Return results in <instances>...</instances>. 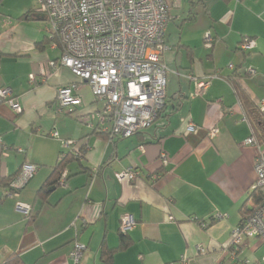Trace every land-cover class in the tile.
<instances>
[{
	"label": "crops",
	"instance_id": "1",
	"mask_svg": "<svg viewBox=\"0 0 264 264\" xmlns=\"http://www.w3.org/2000/svg\"><path fill=\"white\" fill-rule=\"evenodd\" d=\"M165 1V104L152 125L113 140L93 134L75 113L57 111L62 85L78 84L82 104L76 114L90 110L94 96L69 68L52 65L61 48L51 47L45 17L36 8L23 9L24 1L5 8L16 18L0 19V88H10L22 108L16 113L0 103V177L14 176L26 162L38 169L13 195L2 196L6 187L0 185V264L12 257L23 264H73L74 240L87 246L82 264H105L100 246L119 244L124 214L137 224L112 264H264L260 239H245L235 252L229 246L242 210L252 207L257 148L244 142L254 129L226 80L239 82L254 104L264 100V0ZM247 37L256 46L242 52L238 45ZM213 73L220 78L202 93L187 77ZM256 120L255 131L264 134V113ZM189 122L197 126L192 133L185 131ZM85 136V155L69 160L72 176L64 186L37 195L63 153V141ZM125 167L140 176L117 181L115 172ZM18 203L31 207L30 222Z\"/></svg>",
	"mask_w": 264,
	"mask_h": 264
},
{
	"label": "built area",
	"instance_id": "2",
	"mask_svg": "<svg viewBox=\"0 0 264 264\" xmlns=\"http://www.w3.org/2000/svg\"><path fill=\"white\" fill-rule=\"evenodd\" d=\"M36 11L46 19L51 47L61 48L57 63L52 65L69 68L91 87L94 96L93 107L76 114L82 104L78 84L62 85L56 91L57 111L75 113L82 125L91 131L106 133L108 140L129 137L156 121L166 99L168 68L161 55L166 49L164 36L170 14L165 0H39ZM206 38L210 41L209 34ZM255 46V39L247 37L241 40L238 49L247 52ZM187 77L199 93L209 87L213 78H220L218 73L201 78L188 74ZM0 103L7 104L16 113L21 112L19 100L8 87L0 88ZM257 107L264 113V100ZM196 127L189 122L185 131L192 133ZM216 132L214 128L208 134L213 136ZM251 132L244 141L257 148L256 178L251 191L261 199L231 232L229 246L233 252L248 238H258L264 243V140ZM52 135L57 137V132ZM63 146L58 160L68 151L76 152L79 145L77 141L64 140ZM160 160L167 165L164 153L160 154ZM37 169L33 163H23L2 196L17 193ZM66 172V169L62 171L57 185L64 186ZM139 176L140 171L132 167L115 172L119 182H134ZM17 207L27 218L30 216L29 205L18 203ZM136 224L132 215L124 214L119 230L125 233ZM86 248L84 243L73 241L69 253L73 264H82Z\"/></svg>",
	"mask_w": 264,
	"mask_h": 264
},
{
	"label": "trees",
	"instance_id": "3",
	"mask_svg": "<svg viewBox=\"0 0 264 264\" xmlns=\"http://www.w3.org/2000/svg\"><path fill=\"white\" fill-rule=\"evenodd\" d=\"M24 16H25V14L21 15L19 18H23ZM226 80H229L231 87L235 91L237 98H238L239 102L241 103V105L245 111V116L247 117V120H248L250 126L252 127V130L254 129L253 131H255V124L257 123L256 119L258 118V112H260L258 110L257 105L253 103L252 98L250 97V94L247 92V90L241 84H239V82L238 83L233 82L230 80V78L229 79L226 78ZM256 110H258V112ZM260 113H262V112H260ZM93 132L95 134L97 133V134L107 135L106 133H98V132L92 131V133ZM254 135L257 137V139L264 140V134H260V133L258 134L255 131ZM87 138L88 137L85 136L81 139H78L77 142H78L79 146H78L76 152H73V151L69 152L68 151L61 160L57 161V163L53 167L50 175L47 177V179L44 181V183L38 189L37 195H41V196L45 195L46 193H48L51 190V188L56 187L58 184L60 175L64 169L67 170L66 175H65L66 181L68 180L69 176H72V174L70 173V171L68 169L67 163L71 159H74L75 161H77V160L81 161V159L85 155V151H86V147H87ZM18 172L14 176H7L4 178L0 177V185L6 187V189L9 188L10 182L15 178V176L18 174ZM249 199H251V201H252V207L250 206L249 208H244L242 210V213H241L242 219L240 221H242L243 218H245L253 210V207L258 205L261 198L258 194H256L253 191V192L249 193ZM33 217L34 216L30 215L28 217V219H29L28 222H30L33 219ZM126 233L127 232L122 233L119 230L120 241H119V244L117 246L112 247V248L108 247L105 244H102L100 246L99 257L105 264H112L114 254L118 251H122V250L126 249V247L128 246L127 238L125 237ZM5 264H23V263L20 261L19 258L12 257Z\"/></svg>",
	"mask_w": 264,
	"mask_h": 264
},
{
	"label": "rangeland",
	"instance_id": "4",
	"mask_svg": "<svg viewBox=\"0 0 264 264\" xmlns=\"http://www.w3.org/2000/svg\"><path fill=\"white\" fill-rule=\"evenodd\" d=\"M24 1V7L23 9H26L28 6L29 7H33V8H37L39 6V0H7L5 1V4H4V7H3V10L5 11V14L6 15H2L0 13V19L1 18H8L11 22L15 21V18L16 17H11L8 15V12L6 11V7L7 5H13V4H18V3H22ZM11 7V6H10ZM23 9H21L20 11H17V12H21ZM69 116V115H67ZM70 117V116H69ZM73 118V117H72ZM76 119V118H75ZM77 120V119H76ZM73 121H74V118H73ZM78 121V120H77ZM79 122V121H78ZM85 127V126H84ZM86 128V127H85ZM56 129V128H55ZM57 130V129H56ZM263 261V260H262Z\"/></svg>",
	"mask_w": 264,
	"mask_h": 264
}]
</instances>
